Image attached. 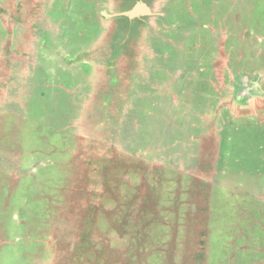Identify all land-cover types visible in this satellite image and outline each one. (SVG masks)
<instances>
[{
	"label": "rangeland",
	"instance_id": "obj_1",
	"mask_svg": "<svg viewBox=\"0 0 264 264\" xmlns=\"http://www.w3.org/2000/svg\"><path fill=\"white\" fill-rule=\"evenodd\" d=\"M0 264H264V0H0Z\"/></svg>",
	"mask_w": 264,
	"mask_h": 264
},
{
	"label": "water",
	"instance_id": "obj_2",
	"mask_svg": "<svg viewBox=\"0 0 264 264\" xmlns=\"http://www.w3.org/2000/svg\"><path fill=\"white\" fill-rule=\"evenodd\" d=\"M146 11H147V8L145 7V5H142L139 3L138 5H136V7L131 12H127L126 14L128 16H133L137 13H140V12L144 13Z\"/></svg>",
	"mask_w": 264,
	"mask_h": 264
},
{
	"label": "crops",
	"instance_id": "obj_3",
	"mask_svg": "<svg viewBox=\"0 0 264 264\" xmlns=\"http://www.w3.org/2000/svg\"><path fill=\"white\" fill-rule=\"evenodd\" d=\"M14 42H15V41H14ZM15 47L17 48V54H14V53H16V52H13V51L11 52V55H13V57H15L14 60L17 59V58H19V57H18V54H19V47H18L17 44L15 45ZM5 51L8 52V50L4 49L2 53H6ZM17 60H19V59H17Z\"/></svg>",
	"mask_w": 264,
	"mask_h": 264
},
{
	"label": "flooded vegetation",
	"instance_id": "obj_4",
	"mask_svg": "<svg viewBox=\"0 0 264 264\" xmlns=\"http://www.w3.org/2000/svg\"><path fill=\"white\" fill-rule=\"evenodd\" d=\"M126 23H128V24H129V21H127Z\"/></svg>",
	"mask_w": 264,
	"mask_h": 264
}]
</instances>
